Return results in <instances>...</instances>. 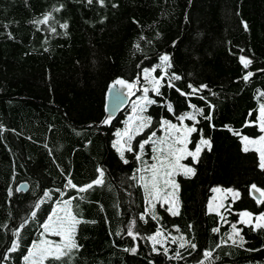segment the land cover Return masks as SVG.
I'll list each match as a JSON object with an SVG mask.
<instances>
[{
  "label": "trees",
  "instance_id": "1",
  "mask_svg": "<svg viewBox=\"0 0 264 264\" xmlns=\"http://www.w3.org/2000/svg\"><path fill=\"white\" fill-rule=\"evenodd\" d=\"M162 55L170 66L157 67ZM241 56L252 61L247 69ZM148 68L152 79L163 77L159 95ZM117 79L135 84V96L105 124L106 91ZM145 88L155 103L143 101ZM262 94L264 0H0V264H264V228L240 221L243 211L264 213L251 188L264 192L260 156L241 139L262 134ZM189 113L196 120H184L197 129L190 150L201 138L210 146L183 158L194 173L176 174L173 215L168 204L147 202L140 177L158 153L156 139L140 144L163 120ZM137 117L151 118L139 133ZM126 129L130 141L117 136ZM98 169L102 185L66 187L69 179L86 186ZM215 186L238 191L219 213L208 209ZM69 199L78 247L25 261L53 209Z\"/></svg>",
  "mask_w": 264,
  "mask_h": 264
},
{
  "label": "snow or ice",
  "instance_id": "2",
  "mask_svg": "<svg viewBox=\"0 0 264 264\" xmlns=\"http://www.w3.org/2000/svg\"><path fill=\"white\" fill-rule=\"evenodd\" d=\"M89 2L91 3V0H89ZM104 0H100V3L103 4ZM49 17L45 16L44 20L40 21V23H47ZM62 27H67V25H62ZM245 27H247L245 25ZM53 31H55V29H53ZM169 56L168 55H162L160 57V61H161V65H158L157 67H161V66H170L169 65ZM240 61L243 65V67L245 69L248 68V66L251 64V60L248 58H245L243 56L240 57ZM155 68H153L151 71L155 72ZM145 71V75L147 76L149 74V70H144ZM253 75L252 72H247L246 75H244L243 79L246 81L248 80L251 76ZM173 79H179L178 76H174ZM163 80V77H159V78H153L152 79V83L154 84V88L152 89L154 92H156L157 95L160 94V85H161V81ZM117 86H120L123 89H127L128 92L130 93L131 90L135 87V84L132 83H128L126 81H124L123 79H117L112 87V90H115L117 88ZM189 87L191 88V85H189ZM206 87V85L201 86ZM144 97H143V101L146 104H152L155 103V101L148 99L147 93H148V89L145 88L144 90ZM199 91V89H192V93H195ZM185 95H190V94H185ZM264 95V94H262ZM193 108H195V106H192ZM169 109L171 110V105H169ZM141 111H143V106L140 109ZM197 112H199L200 114H202L203 110L202 109H198ZM179 119L183 120V119H190L195 121L196 120V113H189L186 114L183 117H180ZM206 119H211V117H206ZM138 120V125L137 128L135 129V131L137 133L143 131V129L145 127H147L150 122H151V118L150 117H137ZM111 121V115H109L104 121L103 123L107 124L110 123ZM166 123V128L168 131V139L167 140H160V141H155L156 144H166L167 148H156L155 150L160 153V155L153 157L154 160H157L158 163H153L149 168H146L145 171L146 172H150L151 175L148 178V180L145 182L144 187L146 190L150 189L149 191V195L152 196L153 198L156 199H161L163 198L161 196V193H163L165 196L168 195L167 192H165L164 190L168 187V185L171 183L172 187H178V185H175L174 181H172L170 178L175 174L177 169H181L183 168L185 173H194V169L191 167H186L184 165L180 164V159L182 158L181 155L179 154H183L186 156H191L193 157V159L195 160L199 153L201 152V145H208L210 146V141L201 138V140L199 141V143L196 145L194 150H189L187 148V144L190 142L189 141V135L195 131H197L196 127L193 126H177L176 124H172L170 122H165ZM258 125L259 128L261 130V132H264V104L260 105V110H259V119H258ZM126 136L128 138V140L130 141L132 139V136L129 135V130L126 129L125 132L123 134L121 133H117V136ZM156 136V133L153 132L151 133V136H149V138L147 140H144L141 144H140V148L143 149L145 144H148L150 141L153 140V137ZM243 141L245 142V147H244V151H248L249 148L247 147V145L251 144V145H260V147H258L257 149H255L256 151L259 152L260 154V167L262 169H264V135H260L258 139H251L249 140L248 137H243L242 138ZM170 141V142H169ZM120 143L119 140H117L116 144H114V147H116L118 144ZM118 151L121 152V157H123V150H121L120 148L117 149ZM128 151H131V147L129 146L127 148ZM137 159H140V157L138 156ZM125 163H127V161H125ZM98 177L92 181L91 183L87 184L84 187H79L72 183L71 179L68 180L66 187H70L72 189H76L79 192H84L87 191L88 189H91L92 187L96 186V185H102L104 183L103 177H104V171L102 169H98ZM141 180H145V177L141 176L140 177ZM161 185H163V187H161ZM253 192H257L260 191L259 189H257V186L255 184H253L251 186ZM46 197L49 196L48 192H45L44 194ZM234 195H238V194H234ZM166 202V201H165ZM258 202L259 203H264V192H260V198H258ZM64 209H67V215L66 216H59L56 212V210H53V213L49 216V221L51 223H45L43 225V228L45 229V232H49L52 231L54 234L59 235L63 238L64 244H63V248L60 247V245L56 246V253H59V255H56V253H53L51 249H47L46 251L49 252V254L53 255V257L55 259H59L60 256L62 255H67L72 249L77 248L78 245L75 243L73 236H74V229H75V225L80 223L79 220L76 219V217L72 214L71 212V199L69 200H65L62 202ZM36 207H39V205H37ZM169 212H171L173 215H177L178 212L174 211L172 208L168 209ZM35 215V213H33V216ZM241 215V222L247 224L248 221L243 220L244 217H251V213L248 212H243L240 214ZM223 219V218H222ZM259 221H264V213L260 214L259 216H257L255 218L254 221V227L255 228H264V223H258ZM232 229H233V233L234 235H239V232L237 231L236 228V224H232L231 225ZM213 231H219V229H213ZM128 234L131 236L133 235V233L131 231L128 232ZM161 233L158 231L156 233V236H152L149 237L150 240H152L154 242V244L156 243H160V241L157 239L158 236H160ZM229 239H232V237L230 236ZM242 240V237H241ZM236 241L233 240V243H235ZM185 245L182 243L180 245V247H184ZM193 248H195V245L192 244L191 245ZM17 247V244L14 242L12 248L10 249V251H14L15 248ZM35 247V245H34ZM156 249L154 248V251ZM131 251L135 252L136 249L133 248L131 249ZM165 251H167L165 249ZM39 255V260L42 262L46 256L43 255L42 253H33V252H29L28 256H25L24 259L25 261H28L30 257L32 256H37ZM211 253L206 252L205 256H210Z\"/></svg>",
  "mask_w": 264,
  "mask_h": 264
},
{
  "label": "rangeland",
  "instance_id": "3",
  "mask_svg": "<svg viewBox=\"0 0 264 264\" xmlns=\"http://www.w3.org/2000/svg\"><path fill=\"white\" fill-rule=\"evenodd\" d=\"M152 69L153 68H148L147 69V70H149V74L147 76L145 75V71H144V76L147 77L149 80L152 79V77H150V74L152 73V71H151ZM165 122H169V121H166V120L162 121V124H161L162 130H161V132L160 133L156 132V136L153 137L154 139H156L155 141L167 140L168 139V135L169 134H168ZM170 123L176 124L177 126H181V125L188 126L184 119L181 120V121L170 122ZM261 135H264V132H262ZM190 136H191V134L189 135V141H190ZM245 136L248 137L249 140L258 139L259 138V136L258 137H251V136H248V135H242L241 139L243 137H245ZM242 143H243V147H245V142L243 141V139H242ZM125 144L127 145L126 140H125ZM154 147H155V149L156 148H165L166 149L167 145L166 144H154ZM247 147L249 149H254L255 150L258 147H260V145H251V144H249V145H247ZM187 148L190 150L189 143L187 144ZM202 148H203V145H201V149ZM154 151H155V153L157 152L156 150H154ZM158 155H160V153H158ZM179 155L182 156V158L180 159V164L184 165L186 167H191L192 168V166L189 163H186L183 160V158H186L187 156L183 155V154H179ZM259 156H260V154H259ZM153 161L150 164H148L145 167V169L149 168L152 165ZM154 163H158V161L156 160ZM145 169H144V171L142 173L143 177H145L144 184H145V182L148 180V178L151 175V173L150 172H146ZM178 172H185V171H184L183 168L177 169L175 174L170 178L172 181H174L175 185H177L176 174ZM161 187H163V185H161ZM145 191H146L147 202L149 204H151L152 206L156 207L157 204L161 201L163 203L168 204V208H172L174 211L179 212L180 204H179V201L177 199V187H172L171 183L164 190L165 192L168 193V195L165 196L163 193H161V196L163 197L161 199H156V198H153L152 196H150L149 195L150 189H148V190L145 189ZM234 194H238V191L236 189L223 188V187H220V186H215L213 188V193H212V196H211V198L209 200V203H208L209 211L216 212V213L221 212L222 209L226 206V204H227L229 199H233V200L237 199L238 195H234ZM53 210H56V212H57V214L59 216H66L67 215V211H68L67 209H64L63 203H60L59 205H56V207ZM71 212L76 217V219L78 220L77 215L74 213V211L72 209V205H71ZM243 212H246V211H243ZM243 212H241V213H243ZM52 213H53V211H52ZM248 213H250V212H248ZM259 215L260 214H257V215L252 214L251 217H244L243 220L248 221L247 224H253L254 225L255 218L257 216H259ZM240 221H241V215H240ZM45 223H51L49 221V218L47 219V221ZM258 223H264V221H259ZM76 227H77V224L75 225L74 233L76 231ZM236 228H237V231L239 232V228L237 226H236ZM231 237L233 239H236V238L239 237V235H234L233 230H232ZM39 243L40 244L36 243V244H38L37 246H36V244H34L35 247L34 246L31 247L29 252L31 251L33 253H42L47 258L48 256H53V255L49 254V252L46 251V250L47 249H51L53 253H56V246L60 245V247L63 248L64 241H63V238L61 236L54 234L52 231L45 232V229L43 228V231L41 233V240L39 241ZM29 252L27 253L26 256L29 255ZM56 255H59V253H56ZM27 262H29V263H39L40 262L39 255L30 257Z\"/></svg>",
  "mask_w": 264,
  "mask_h": 264
},
{
  "label": "water",
  "instance_id": "4",
  "mask_svg": "<svg viewBox=\"0 0 264 264\" xmlns=\"http://www.w3.org/2000/svg\"><path fill=\"white\" fill-rule=\"evenodd\" d=\"M126 81V80H124ZM128 82V81H126ZM114 83V82H113ZM111 83L109 87L107 88L106 95H105V118L104 120L111 115V121L115 120L118 115L123 112L128 106L130 105L131 101L133 100L135 96V90H136V85L135 87L131 90L129 93L127 89H123L120 86H117L115 90H112V85ZM129 83V82H128ZM103 120V121H104ZM28 188V185L23 183L20 186L21 190L26 191ZM253 195L258 199L260 198V192H253Z\"/></svg>",
  "mask_w": 264,
  "mask_h": 264
}]
</instances>
